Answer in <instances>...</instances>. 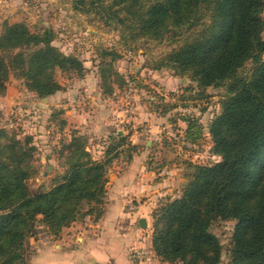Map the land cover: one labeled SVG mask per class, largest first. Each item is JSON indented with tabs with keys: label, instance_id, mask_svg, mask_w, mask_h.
<instances>
[{
	"label": "trees",
	"instance_id": "1",
	"mask_svg": "<svg viewBox=\"0 0 264 264\" xmlns=\"http://www.w3.org/2000/svg\"><path fill=\"white\" fill-rule=\"evenodd\" d=\"M85 1L72 3L82 10ZM98 2L96 13L104 23L131 30L136 39L182 37L156 69L187 74L198 93L208 87L225 88L220 111L208 124L211 153L220 159L209 164L186 162L192 171L179 196L164 198L152 211L154 255L168 264H219L221 245L211 226L222 220L235 222L227 264H264V0ZM53 38L49 29L32 32L24 23L3 24L0 95L10 75L22 79L25 88L39 97L64 89L55 78L58 70L83 76V62L53 45ZM117 58L115 51L101 52L98 76L104 96L112 95L114 83L118 87L125 83L113 67ZM249 62V71L240 74ZM184 120L186 140L196 143L197 120ZM65 124L61 121L59 129ZM129 136L111 132L102 156L95 159L87 150V138L71 135L57 148L62 170L51 179L50 188L31 191L27 184L35 174L31 138L21 140L0 128V264H28L26 239L36 234L37 225L58 236L85 216L99 219L108 167L119 157L131 160L145 146L132 144ZM83 201L88 204L84 210Z\"/></svg>",
	"mask_w": 264,
	"mask_h": 264
},
{
	"label": "rangeland",
	"instance_id": "2",
	"mask_svg": "<svg viewBox=\"0 0 264 264\" xmlns=\"http://www.w3.org/2000/svg\"><path fill=\"white\" fill-rule=\"evenodd\" d=\"M100 1L108 2V0ZM85 2V7L81 10L74 8L72 0H0V32L4 23H24L32 32L43 29L52 30L54 37L52 44L65 54L77 56L85 68L81 78L69 72L56 71V80L65 85L82 79L85 70H96L98 74L101 52L104 49L115 51L118 58L113 62V67L123 76L125 83L121 87L114 83L112 95L106 97L116 94L115 105L117 104L119 110L122 109L127 121L114 126L112 132L117 128L124 130L122 134L127 135L132 132L130 128L133 130L131 123L137 103L152 113L154 119L151 121L159 127V140L157 139V145H154L156 148L152 151L153 154H150L152 156L150 163H153L154 168L177 170V173L173 174L174 180L179 179L181 185L178 186L173 180L170 187L180 194L182 186L192 171L186 162L209 164L220 159L211 153L208 124L220 111L225 88L208 87L198 93L196 84L187 74H177L167 67L160 69L154 67L181 43L182 37L179 39L165 37L162 40L136 39L131 30L116 26L115 23H104L101 14L96 13L100 10L97 6L98 0ZM262 19L264 22V10ZM186 35L187 33L184 32L182 36ZM262 36L264 38V28ZM250 68L249 62L239 73L245 74ZM98 85L100 88L99 76ZM85 97L81 101V107L85 105L84 108L88 111V101L91 99ZM56 111L50 105V95L39 97L25 88L22 79L13 75L9 76L5 92L0 95V128L21 140L26 137L31 138V146L35 148L32 153L35 174L27 182L31 191L50 188L51 179L62 170L56 159L57 145H60L63 140H68L71 135L77 134V129L66 124L63 129H59L63 118L60 113L56 114ZM185 118L196 119L200 126V137L196 143H190L185 138L187 126ZM10 122L14 123L15 128L9 126ZM145 124H148V120L139 123L136 129L137 133L144 135L139 136L143 143L149 137V132L140 130ZM165 126L168 128H164ZM82 135L87 138V147L91 146L89 151L92 157L100 158L102 155L99 156L97 151L103 145V137L89 132ZM52 164L54 168L50 169ZM234 224V221L219 220L211 226V232L215 234L221 245L219 264L228 263V249ZM38 226L34 236L39 231ZM151 232L150 225L149 233ZM34 236L29 235L26 239L29 252L28 239ZM148 250L152 251L151 247ZM173 264H181V262Z\"/></svg>",
	"mask_w": 264,
	"mask_h": 264
},
{
	"label": "crops",
	"instance_id": "3",
	"mask_svg": "<svg viewBox=\"0 0 264 264\" xmlns=\"http://www.w3.org/2000/svg\"><path fill=\"white\" fill-rule=\"evenodd\" d=\"M61 85L64 86L63 90L50 95V105L53 110L61 112L66 126L77 129V134L89 132L103 137V145L97 151L101 156L112 128L127 121L122 109L119 110L115 105L116 94L112 97L101 94L96 70H85L82 79ZM84 96L91 99L88 101V111L85 105L81 107ZM134 113L129 139L132 144L145 146L133 154L131 160L119 157L108 167L102 216L97 220L91 216L76 220L64 227L58 236L49 233L40 224L37 235L28 239V264H163L153 251L148 250L151 247V213L164 198L178 196L179 193L170 187L177 170L152 166L150 160L156 148L154 145L159 140V127L151 121L154 119L152 113L140 103L136 104ZM147 120L148 124L143 129L139 128L149 132V137L143 143L139 136L144 135L137 133L136 129L139 123ZM115 131L124 132L122 128ZM52 168L54 164L50 166ZM174 181L178 186L181 185L179 179ZM80 207L86 209L87 202L83 201ZM140 219L145 220V228L140 226ZM136 249L146 251V255L142 259L136 258L133 255Z\"/></svg>",
	"mask_w": 264,
	"mask_h": 264
},
{
	"label": "built area",
	"instance_id": "4",
	"mask_svg": "<svg viewBox=\"0 0 264 264\" xmlns=\"http://www.w3.org/2000/svg\"><path fill=\"white\" fill-rule=\"evenodd\" d=\"M9 126L13 127L14 123L12 124L10 122ZM133 255H135L136 258L142 259L146 255V251H144L142 249H136V250L133 251Z\"/></svg>",
	"mask_w": 264,
	"mask_h": 264
},
{
	"label": "water",
	"instance_id": "5",
	"mask_svg": "<svg viewBox=\"0 0 264 264\" xmlns=\"http://www.w3.org/2000/svg\"><path fill=\"white\" fill-rule=\"evenodd\" d=\"M139 224H140V226H141L142 228H145V227H146V222H145L144 219H140V220H139Z\"/></svg>",
	"mask_w": 264,
	"mask_h": 264
}]
</instances>
